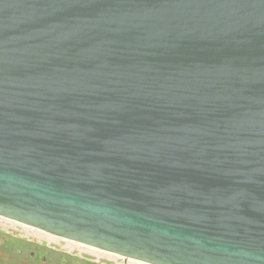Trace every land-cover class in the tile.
I'll return each mask as SVG.
<instances>
[{"label": "water", "instance_id": "95a60500", "mask_svg": "<svg viewBox=\"0 0 264 264\" xmlns=\"http://www.w3.org/2000/svg\"><path fill=\"white\" fill-rule=\"evenodd\" d=\"M0 217L264 264V0H0Z\"/></svg>", "mask_w": 264, "mask_h": 264}, {"label": "rangeland", "instance_id": "374dc122", "mask_svg": "<svg viewBox=\"0 0 264 264\" xmlns=\"http://www.w3.org/2000/svg\"><path fill=\"white\" fill-rule=\"evenodd\" d=\"M14 229H20L22 231L21 234H24V236L46 242V244L52 245L59 249L61 254L67 257L66 259H63V264H69L68 261H70V258L77 259L75 264H144L77 242L61 239L2 217H0V255L1 251H4L6 237L10 236L8 235L10 233L6 232L13 231ZM46 264L53 263L48 262Z\"/></svg>", "mask_w": 264, "mask_h": 264}, {"label": "flooded vegetation", "instance_id": "af4514ba", "mask_svg": "<svg viewBox=\"0 0 264 264\" xmlns=\"http://www.w3.org/2000/svg\"><path fill=\"white\" fill-rule=\"evenodd\" d=\"M6 233L10 236L6 237L4 251H1L0 264H63V259L67 258L56 247L24 236L20 229ZM76 261L70 258L68 263L75 264Z\"/></svg>", "mask_w": 264, "mask_h": 264}, {"label": "built area", "instance_id": "2783aa9c", "mask_svg": "<svg viewBox=\"0 0 264 264\" xmlns=\"http://www.w3.org/2000/svg\"><path fill=\"white\" fill-rule=\"evenodd\" d=\"M20 224V223H19Z\"/></svg>", "mask_w": 264, "mask_h": 264}]
</instances>
